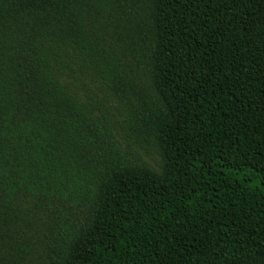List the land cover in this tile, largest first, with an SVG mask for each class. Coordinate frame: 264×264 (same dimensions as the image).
<instances>
[{
	"label": "trees",
	"instance_id": "trees-1",
	"mask_svg": "<svg viewBox=\"0 0 264 264\" xmlns=\"http://www.w3.org/2000/svg\"><path fill=\"white\" fill-rule=\"evenodd\" d=\"M0 264H264V0H0Z\"/></svg>",
	"mask_w": 264,
	"mask_h": 264
},
{
	"label": "rangeland",
	"instance_id": "rangeland-1",
	"mask_svg": "<svg viewBox=\"0 0 264 264\" xmlns=\"http://www.w3.org/2000/svg\"><path fill=\"white\" fill-rule=\"evenodd\" d=\"M75 90L83 101L94 107L102 122L113 130L116 140L128 159L133 163L160 171V156L149 148H143L129 136L125 125L128 108L116 96L99 82H92L89 78L76 83Z\"/></svg>",
	"mask_w": 264,
	"mask_h": 264
}]
</instances>
